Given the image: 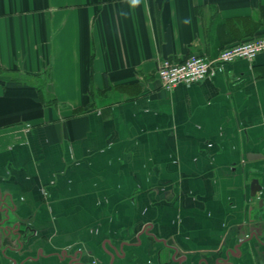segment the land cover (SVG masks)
<instances>
[{
  "label": "crops",
  "instance_id": "0c3cea01",
  "mask_svg": "<svg viewBox=\"0 0 264 264\" xmlns=\"http://www.w3.org/2000/svg\"><path fill=\"white\" fill-rule=\"evenodd\" d=\"M261 35L264 0H0V264L264 262V52L157 77Z\"/></svg>",
  "mask_w": 264,
  "mask_h": 264
},
{
  "label": "built area",
  "instance_id": "2783aa9c",
  "mask_svg": "<svg viewBox=\"0 0 264 264\" xmlns=\"http://www.w3.org/2000/svg\"><path fill=\"white\" fill-rule=\"evenodd\" d=\"M260 52H264V35L224 47L215 59L198 54H192L181 62L164 59L157 69V77L161 87L170 90L178 84L199 82L219 63L231 62L237 58L251 60Z\"/></svg>",
  "mask_w": 264,
  "mask_h": 264
},
{
  "label": "water",
  "instance_id": "95a60500",
  "mask_svg": "<svg viewBox=\"0 0 264 264\" xmlns=\"http://www.w3.org/2000/svg\"><path fill=\"white\" fill-rule=\"evenodd\" d=\"M258 189H259V185L257 183V180L253 179L250 183V194L253 196ZM260 264H264V262L261 261Z\"/></svg>",
  "mask_w": 264,
  "mask_h": 264
}]
</instances>
